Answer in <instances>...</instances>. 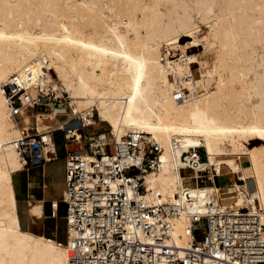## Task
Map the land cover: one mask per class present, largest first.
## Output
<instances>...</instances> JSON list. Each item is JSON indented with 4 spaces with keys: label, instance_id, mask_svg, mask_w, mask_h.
Returning <instances> with one entry per match:
<instances>
[{
    "label": "bare ground",
    "instance_id": "1",
    "mask_svg": "<svg viewBox=\"0 0 264 264\" xmlns=\"http://www.w3.org/2000/svg\"><path fill=\"white\" fill-rule=\"evenodd\" d=\"M162 2L167 10L145 0H0V264H69L66 243L60 245L21 227L13 174L23 165L14 142L23 127L42 131L67 126L72 131L79 125L74 116L91 111L110 125L119 141L136 131L148 134L149 143L162 148L160 169L145 176L149 200L161 195V202L183 204L196 197L203 203L221 204L212 211L216 215L228 208L239 212L257 197L264 207V72L253 68L264 66V0H158ZM77 12L85 14L82 21L74 22L71 18ZM202 23L210 31L199 38ZM183 37L188 40L180 44ZM209 38L217 45V55L203 73L193 65L204 62L186 51ZM174 44L181 46L179 59L165 70L160 53L163 47L177 53ZM227 57L235 61L228 67L235 71L224 77L221 70ZM51 69L62 83L52 78L51 84L42 86ZM251 71L254 76L249 79ZM216 73L219 80L212 86L206 76ZM14 75L30 92L37 88L61 98L65 90L71 96V117L62 120L59 116L66 113L54 115V108L43 114L23 109L20 116H13L2 84ZM183 87L191 93L185 100L174 99V90ZM239 112L249 120H242ZM80 137L81 133L76 139ZM101 137L107 140L105 132ZM253 140L262 143L252 146ZM198 148H204L208 158L200 168L215 166L218 178L227 181L222 186L213 178L195 187L188 170H180L186 165L184 153L198 154ZM93 159L84 156L87 162ZM233 174L245 183L234 180L229 185ZM191 219L183 215L164 218L163 223H173L178 243L187 245L192 238ZM153 222L160 227L158 217ZM208 260L207 264H225Z\"/></svg>",
    "mask_w": 264,
    "mask_h": 264
},
{
    "label": "built area",
    "instance_id": "2",
    "mask_svg": "<svg viewBox=\"0 0 264 264\" xmlns=\"http://www.w3.org/2000/svg\"><path fill=\"white\" fill-rule=\"evenodd\" d=\"M160 54L165 70L179 59L177 53L166 47ZM169 76L174 78L172 72ZM2 89L13 116H20L23 109L48 108L62 102L67 95L65 90L61 98L55 92L44 93L37 88L30 92L16 75L4 82ZM190 93L187 87L174 90V99L185 100ZM76 118L81 133L79 140L70 135L71 128L67 126L42 131L31 126L23 127L20 139L14 142L23 170L58 158L54 136L59 131H64L66 146L74 142L80 145L74 150L67 148L65 154L67 185L63 201L67 209L65 243L71 251L69 264H103V261L105 264H207L209 257L225 264H264V207L258 197L255 203L240 208L239 212L228 208L220 215L212 211L221 204L203 203L196 197L183 204L161 202V195L149 200L145 176L161 167L162 148L158 143H149L148 134L136 131L124 135L120 141L109 129L92 136L84 135L83 128L97 127L104 121L88 114ZM104 132L108 133L106 141L101 137ZM84 141H90V145L85 147ZM196 150L198 154L184 153L186 165L180 170H188L195 187H199L200 182L217 179L218 169L215 166L213 170L201 169V163L208 158L200 148ZM190 155L196 159L188 160ZM84 156L94 159L87 162ZM183 215L190 216L194 222L187 245L178 243L173 223H163L164 218ZM154 217H158L159 228L153 222ZM151 237L155 240L150 241ZM63 243L59 241L60 245Z\"/></svg>",
    "mask_w": 264,
    "mask_h": 264
},
{
    "label": "rangeland",
    "instance_id": "3",
    "mask_svg": "<svg viewBox=\"0 0 264 264\" xmlns=\"http://www.w3.org/2000/svg\"><path fill=\"white\" fill-rule=\"evenodd\" d=\"M145 1L151 5L153 4L154 5L153 7H160V8H162V10H167V4L164 2L159 4L158 0H145ZM155 3L157 5H155ZM251 13H252V11H251ZM72 14H74V13H72ZM84 14H85V12H79V13L77 12L76 15L72 16L71 20L74 22L82 21V19H83L82 16ZM64 19L66 20V18H64ZM38 21L39 20H37V23H38ZM209 31H210V29L206 26V24L202 23L201 24V31L198 33V37L199 38L204 37L205 35L208 34ZM187 40H188V37H183L180 40V44L185 43ZM200 43H201V45H199L197 47H191L189 50H187L188 53L186 51V55L189 54V55L197 56L199 61H201L202 63L204 62L203 63L204 67L200 63L199 64L194 63L193 68H202L201 69L202 72L207 73L206 70L210 69L212 67L213 62L216 59L218 48H217V45L213 42V40H210V38H209L208 42L203 40V41H200ZM173 46H174L173 48L175 49L177 54H180L181 50H182L181 46L179 44H174ZM182 53H183V51H182ZM227 58L228 59H226V61H225V66H224L223 70H221V73L223 72L224 77H229L230 73L232 71H235V69L233 70V68H231V69L228 68L235 61L233 60L232 57L231 58L227 57ZM207 66H208V68L205 69ZM257 67H259V68H257ZM257 67L253 66L254 69L256 68L255 70L257 72H260V73L264 72V66H257ZM253 73L254 72L251 71V73L248 77L249 79H251L254 76V75H252ZM217 74L218 73L214 74L213 76H206L208 78L207 81H211V80L213 81L212 86H215L216 82L219 80V74L218 75ZM46 75H47V77H49V80H45V81L41 82L40 84L42 86H48L49 84H51L52 78L56 83H58V84L62 83L61 79L59 78L58 73L54 69H51L50 71H48L46 73ZM51 75H52V77H51ZM207 86L211 87V84H207ZM204 92H202V93H204ZM158 94H161L160 91H158ZM67 95H66V97H68V100L63 99V101L60 103L56 102V103H59V105H56V103H54L48 108H44L42 110L40 109L39 112L49 113L54 108L55 109L54 115H56L60 112L66 113V115H60L59 118H61L62 120L65 119V121L68 120L69 117H71V115H72L73 107L69 103V102H71V99H70L71 96L68 93H67ZM252 97H254L253 101L256 102L257 96L254 95ZM248 104H251V102ZM95 114H97L96 111L88 112V115H91V116H93ZM238 116L241 117V119L246 121V122L250 118L247 114H244L242 112H239ZM73 119H77V118L74 116ZM73 129L71 131V135H73V137H76L80 133V131L78 130V126H73ZM108 129L110 130V125L107 122H102L97 127L89 126V127L83 128L82 134L92 136V135H96L98 132L105 131ZM54 138H55V142H56L58 158L52 162L46 163V166L44 169L42 167H39V168H35L31 171H20V172L14 174V185H15V189H16V193H17V197H18L19 213L22 216V220H23L25 228L30 225V226H33L37 231L38 230H41V231L46 230V231L50 232L53 230L54 235L58 234L59 241H62L65 243L67 240V234H66L67 233L66 232L67 222H66L65 218H60V217L58 218L57 217V218L37 219L35 217H31L28 214L27 202L20 200V198L22 197L21 194L23 193V191L25 189V185H27V179H31L35 183L34 190H33V192H35V194H37L40 197L44 196V197H48V198H58L60 200V208H59L60 214L65 215L67 213L66 212V210H67L66 204L63 203V201H62L63 190L66 188V185H67L65 154H66L67 148L74 150V149H78L80 147V145L77 143H74L73 145L68 144V146H66L67 141H66L65 136H64V131L57 132L55 134ZM90 141H84V146L85 147L89 146ZM261 143H262V141H259V140L251 141L250 145H252V146L260 145ZM200 152L202 154H204L205 153L204 148H200ZM202 158L205 159V156L202 155ZM238 178H239L238 174H233V180L229 183V185H231L234 180L239 182V183H243V184L245 183V181L239 180ZM222 181L227 182L224 179ZM222 181H221L220 177L217 178L216 179V185L222 186V183H221ZM45 182L48 184L47 189H43V186H42L43 183H45ZM248 183H249L250 188H252L253 187L252 180H249ZM228 202L229 201L226 200L223 203H228ZM46 212L50 213V203H48Z\"/></svg>",
    "mask_w": 264,
    "mask_h": 264
},
{
    "label": "crops",
    "instance_id": "4",
    "mask_svg": "<svg viewBox=\"0 0 264 264\" xmlns=\"http://www.w3.org/2000/svg\"><path fill=\"white\" fill-rule=\"evenodd\" d=\"M87 114L88 113H85V116ZM95 115H97L98 118L101 120V118L99 117L98 114H95ZM88 119H89V117L87 118V120ZM107 132H105L106 133V138L108 137V135H107L108 133ZM253 141H257V140H253ZM45 166H46V164L38 166V167L30 168L28 170H21V171H31V170H33L35 168H39V167H42L44 169ZM18 172H20V171H17L14 174H16ZM14 174H13V185H14ZM34 186H35V183L31 179H27V185H25V189H24L23 193L21 194L22 197L20 198V200H23L24 202H27V206H28L27 209H28L29 216L35 217L37 219H41V218H57V217L66 219L67 213L65 215H61L60 212H59L60 200L58 198H48V197H44V196L43 197L38 196L37 194H35V192H33ZM42 186H43V189H47L48 188V184L46 182L43 183ZM64 190H63V192H64ZM14 191H15V196H16V199H17V208H18V197H17L15 185H14ZM62 201H63V198H62ZM55 202H57L58 205H55ZM48 203H50V213L46 212ZM52 203H54V207L52 206ZM63 203H64V201H63ZM54 209H55V213H53ZM66 212H67V210H66ZM18 214H19L21 227H22L23 230H26V231H29V232H32V233H35V234H38V235H42V236H45V237H50V238H53V239H56V240L59 241L58 234L54 235V231L53 230L50 231V232H48L46 230H44V231L38 230L37 231L33 226H30V225L25 228L23 220H22V216L19 213V208H18ZM66 222H67V219H66Z\"/></svg>",
    "mask_w": 264,
    "mask_h": 264
}]
</instances>
